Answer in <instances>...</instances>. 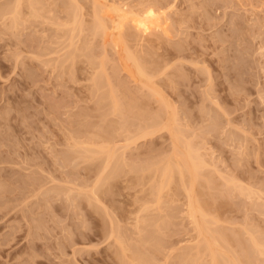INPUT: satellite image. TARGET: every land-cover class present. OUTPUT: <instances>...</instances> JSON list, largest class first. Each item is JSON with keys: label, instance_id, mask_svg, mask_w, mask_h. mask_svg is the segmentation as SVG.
<instances>
[{"label": "rangeland", "instance_id": "rangeland-1", "mask_svg": "<svg viewBox=\"0 0 264 264\" xmlns=\"http://www.w3.org/2000/svg\"><path fill=\"white\" fill-rule=\"evenodd\" d=\"M16 1L0 0V264H193L212 223L219 264H264V0H108L164 11L141 36L108 28L118 43L94 0Z\"/></svg>", "mask_w": 264, "mask_h": 264}, {"label": "bare ground", "instance_id": "bare-ground-1", "mask_svg": "<svg viewBox=\"0 0 264 264\" xmlns=\"http://www.w3.org/2000/svg\"><path fill=\"white\" fill-rule=\"evenodd\" d=\"M19 0H17L16 2H18ZM78 1V0H77ZM15 2V3H16ZM73 2H74V0H73ZM92 2H94V3H92V4H95V6L93 5V8L94 9H96V10H94L95 12L93 13V19H94V22H93V30L95 31V30H99L100 32H102V35H104V36H108L107 34H110L109 32H108V30H110V29H108V28H111V32L112 31H115V32H112V33H116L115 35L116 36H118V38H119V40H121L120 39V34H121V32H123L122 30L124 29V26H126L127 24H132V27L134 28V30L137 32H134V33H136V35L138 34V36H141V35H143V32H144V30L146 29V28H149L150 27V24H152V23H159V17H160V15L164 12L163 10H162V12H160L161 10H159V11H156V9H154L153 7H152V4H151V6L150 5H147V6H145V7H142V8H140L139 7V9H137V11H135V12H133L130 8H128V7H125L124 8V6H118V5H115L113 2H109L108 0H94V1H92ZM70 3V2H69ZM8 4H10V3H8ZM19 4V3H18ZM73 4V3H72ZM76 4V3H75ZM10 5H12V4H10ZM71 6V5H70ZM77 6V5H76ZM96 6H97V8H96ZM131 6V5H130ZM13 9L15 8V7H18V6H11ZM156 7H157V4H156ZM71 8H73V5L71 6ZM159 8V7H158ZM16 10H17V8H15ZM14 9V11H12L11 13L13 14V12H14V14H16V13H18V12H16V10ZM159 9H161V8H159ZM7 11H11V10H7ZM18 11V10H17ZM77 10H75L74 9V12H76ZM73 12V13H74ZM9 14V13H8ZM13 14V16H15ZM11 15V14H10ZM94 15H95V17H94ZM3 16V15H2ZM74 16L76 17L77 15H75L74 14ZM73 16V18H75ZM15 18V17H14ZM15 21V20H14ZM123 28V29H122ZM93 30H91V31H93ZM131 31V30H130ZM110 34V35H113V34ZM131 34H132V32H131ZM115 35H113L114 37H115ZM121 35H123V34H121ZM137 36V37H138ZM109 37V36H108ZM110 37H112V36H110ZM117 37H115L114 39L115 40H117L116 39ZM110 40H112V39H110ZM109 40V41H110ZM119 40H117V43L119 42ZM108 41V40H107ZM112 42V41H111ZM115 42V41H114ZM138 42V41H137ZM114 44H116V43H114ZM125 44V43H124ZM127 44V43H126ZM118 45V44H117ZM136 45V44H135ZM141 45V44H140ZM116 46V45H115ZM114 46V47H115ZM126 46V45H125ZM138 46V45H137ZM126 48H127V46H126ZM129 48V47H128ZM140 48H141V46H140ZM127 51H129V49L127 50ZM134 54V53H133ZM131 57V56H130ZM130 59V58H129ZM131 59H134L135 60V57H134V55H133V57L131 58ZM137 59V58H136ZM138 60V59H137ZM136 61V60H135ZM137 62L138 61H136V64H137ZM135 63V62H134ZM139 63V62H138ZM141 63V62H140ZM139 63V64H140ZM138 65V64H137ZM137 65H135L136 66V69H137V73H138V75H142V74H144V72L142 71V67H140V68H138V66ZM142 65V64H141ZM130 66V65H129ZM136 71V70H135ZM99 87V86H98ZM109 94V93H108ZM113 97V96H112ZM115 100V99H114ZM113 100V101H114ZM115 102V101H114ZM114 102H112L113 104H117L116 102L114 103ZM121 105H119L118 104V106L117 105H114V110L115 109H117L118 107H120ZM122 107V106H121ZM121 109V108H120ZM104 111V110H103ZM119 111V110H118ZM113 114H115V112L113 113ZM123 124V123H122ZM143 132V131H142ZM189 146V145H188ZM102 150V149H101ZM189 151H191V153L192 152H194V151H192V150H189ZM195 153V152H194ZM188 154V153H187ZM196 154V153H195ZM194 154V155H195ZM110 155V154H109ZM185 155V154H184ZM193 155V156H194ZM197 155V154H196ZM109 157V156H108ZM107 157V158H108ZM197 156H195L194 158H196ZM106 158V159H107ZM108 160H109V158H108ZM195 160L196 161H198L199 159L198 158H196V159H193V160H191V161H193L195 164L194 165H196V164H198V162H200V161H198L197 163L195 162ZM117 164V163H116ZM167 164V163H166ZM169 164V163H168ZM200 164H202V163H200ZM194 165H192V166H194ZM203 165V164H202ZM159 166V165H158ZM191 166V168L190 169H192V168H196L197 166H195V167H192ZM200 166V165H199ZM114 167V166H113ZM161 167V166H160ZM164 167V166H163ZM177 167V166H176ZM179 167V166H178ZM164 168H167V167H164ZM163 168V169H164ZM199 168V167H198ZM163 169H162V171H163ZM169 169H172V167L171 168H168V170ZM187 170H188V172L189 173H191V171L188 169V166H187V168H186ZM193 169V170H194ZM112 170H113V168H112ZM195 170H197V169H195ZM195 170L194 171H192L193 173L195 172ZM166 171V170H165ZM170 171V170H169ZM183 170L182 169H179L177 172H179V174L182 176L183 175V172H182ZM168 172V171H167ZM163 173H164V171H163ZM162 173V174H163ZM171 173H173V170H172V172ZM171 173L169 174V172H168V175H171ZM201 173V172H200ZM110 174V173H109ZM161 174V175H162ZM197 174V173H196ZM196 174H194V175H196ZM164 175V174H163ZM166 175V174H165ZM190 175H192V173L191 174H189L188 176H190ZM172 176V175H171ZM180 176V177H181ZM197 176H199V174L197 175ZM161 178V177H160ZM159 178V179H160ZM164 178V177H163ZM169 178V177H168ZM182 178H183V176H182ZM193 178H194V176H193ZM172 179H168V181H167V183L169 182V181H171ZM160 183L158 182V184H163L162 182V178L160 179ZM160 185V187H162ZM161 190V188L159 189V190H157L158 192L157 193H159V191ZM191 190V189H190ZM186 192V191H185ZM246 192V191H245ZM212 198V197H211ZM190 198H188V200H189ZM191 200V199H190ZM187 204V203H186ZM187 206V208H188V214L189 213H191V215H190V217H192V215H193V217H194V219L195 220H193L192 218V220H193V223L196 221L197 223H199L200 221H198L199 220V218L198 217H196L197 216V214H200L199 212L201 211V210H197V208L194 210V208H193V206H191V204L188 202V204L186 205ZM199 208V207H198ZM203 209V208H202ZM197 210V214L195 215V214H193L195 211ZM203 213V214H202ZM201 214L203 215V216H205L204 215V212H201ZM206 214V213H205ZM207 215V214H206ZM199 216H201V215H199ZM203 216H201V217H203ZM196 217V218H195ZM204 218H206V217H203V219L201 218L200 220H201V222L202 221H204L203 223L204 224H206V225H208L207 223H205V221H212V220H210V219H205L204 220ZM208 218V217H207ZM213 221H214V219H213ZM196 223V226L197 225H199V224H197ZM211 223V222H210ZM215 223V222H214ZM204 224H200L201 225V227L200 226H198L196 229L199 231V233L203 230V227H202V225H204ZM195 225V224H194ZM210 226L212 225L213 226V223L212 224H209ZM195 226V227H196ZM210 226H205V232L204 233H206L207 234V238H205L206 236L204 235V233H203V235L204 236H202L200 239V241H202L203 239V237H204V241H202L201 243H198L199 244V246L197 245V250L195 249V251H197L198 253H200V254H197V255H195V257H201V256H203L202 258H204V255H207V254H205L204 252H208V255L207 256H209L208 258L209 259H207V264H219V260L220 259H218V257L220 256L221 257V254L222 255H225V254H223V252L225 251H223V252H221V254L220 253H218L219 254V256H218V254L217 253H215L214 251H213V246L215 245L216 246V243H217V240H216V237H218V236H216V237H214L215 236V234L213 235V236H211V232H210V230L211 231H214V229L212 230V229H210L209 227ZM211 226V227H212ZM214 228H215V226H214ZM210 229V230H209ZM203 232V231H202ZM217 232H219V231H215V233H217ZM198 233V232H197ZM259 233V232H258ZM248 234H249V232H248ZM200 235H201V233H200ZM200 235H198L199 237H200ZM217 235H219V234H217ZM251 234H249V236H250ZM197 236V237H198ZM220 236V235H219ZM235 236V235H234ZM262 236V235H261ZM210 238H212L213 240V243H211V240H209ZM219 238V237H218ZM220 238H221V236H220ZM197 239V238H196ZM199 239V238H198ZM198 239H197V241H198ZM221 239H223V238H221ZM260 239H256V237H252L251 238V245L253 244V247H256L257 248V250H258V253L259 254H263L264 253V246L262 245V243H261V241H259ZM196 240H195V242H197ZM194 242V243H195ZM193 243V242H192ZM218 243H220V242H218ZM212 244H214L213 246H212ZM219 245V244H218ZM221 246V245H220ZM252 247V248H253ZM216 247H214V249H215ZM217 248H218V246H217ZM220 249H222L221 247H220ZM224 249H226V248H224ZM256 250V251H257ZM189 252V251H188ZM218 252H220V251H218ZM202 253H203V255H202ZM257 253V252H256ZM189 254H191V252H189ZM193 254V253H192ZM228 254V253H227ZM227 254H226V256L224 257L223 256V258H225V259H227L226 257H230V255L229 256H227ZM246 254V253H245ZM199 255V256H198ZM250 255V254H249ZM256 255V254H255ZM189 256H194V255H189ZM259 256H261V255H259ZM186 257H187V255H186ZM191 258L192 260H196L195 262H192L193 264L194 263H197V264H201L202 262H200L199 263V261L197 260V259H199V258ZM249 257V256H248ZM257 257V256H256ZM263 257H264V254H263ZM188 258V257H187ZM201 258V260H203ZM223 258H221V259H223ZM235 258V257H234ZM234 258H232L231 257V259L229 260V262L228 261H226L225 260V262H222V263H228V264H237L236 262H234L235 260H233ZM250 259V258H249ZM228 260V259H227ZM236 260H238V257H237V259ZM247 260V259H246ZM230 261H233V262H230ZM239 261V260H238ZM244 261V260H243ZM242 261V263H244ZM241 261H239V263H240ZM205 263V264H206ZM257 263V262H256ZM190 264V263H189ZM258 264V263H257Z\"/></svg>", "mask_w": 264, "mask_h": 264}]
</instances>
